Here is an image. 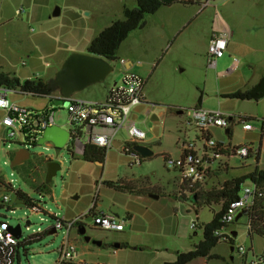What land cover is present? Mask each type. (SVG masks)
Returning <instances> with one entry per match:
<instances>
[{"label":"rangeland","instance_id":"1","mask_svg":"<svg viewBox=\"0 0 264 264\" xmlns=\"http://www.w3.org/2000/svg\"><path fill=\"white\" fill-rule=\"evenodd\" d=\"M39 3H46L51 14L55 8L63 9L61 15L50 19L53 21L50 27L54 30L49 35V43L53 49H37L38 52H46L39 62L50 63V69L54 72L52 76L55 75L61 62L71 53H88L85 43L90 32L110 24L111 21L123 19L124 5H132V2L127 0H41ZM15 7L18 8V6ZM217 14L222 15L230 25L233 34L229 39L230 45L238 49H264V0H211L204 9H201L198 3L179 0L170 5H163L156 13L149 14L146 17V25L133 30L121 44L118 56L134 62L140 60L151 63L153 66L144 91L151 102L149 106L156 111L154 113L139 112L134 116L137 126L146 131L147 138L144 144L153 151L150 157L144 158L142 164H134V157L121 151L122 142L129 139L126 129L121 128L116 134L112 148L107 151V157L102 165L85 161L82 154L72 153L68 146L61 150L59 156H56L54 147L47 148L48 145L44 144L30 147L31 158L11 168L12 156L20 146L14 141H5V132L0 130V195L10 194V206L15 210V212L8 210L7 205L1 207L0 218L6 219L13 227L20 225L22 229L20 241L23 244L20 248V263L17 260L16 264H53L57 260L64 232L63 230L58 231L57 234L51 232V227L56 220L54 214L66 221L87 214L82 216L80 223L92 239L106 243L125 240L130 232L128 219L124 231H107L97 227L89 213L93 203L96 202L95 210L102 208L112 210L119 214L116 216L120 219L126 217V214H123L124 208L127 207L123 201V193L130 192H119L104 184L103 193L100 194L102 182L150 179L154 183L156 178L166 181L172 177L175 181L177 174L168 170L161 155L164 152L174 157L180 154L177 143L178 136L181 138L182 134L177 128L185 130L187 113L189 109H192L189 106L196 102L201 93L204 97V108L221 111L228 118L233 117V120L229 122L232 128L231 135L226 133V129L215 127L211 129L212 136L226 144L252 145L254 151V155L248 158L238 156L224 158L229 164L228 168L222 169V175L214 174L206 182L205 188L217 187L226 179L246 176L253 172L257 165L264 168V138L260 132L264 120V96L245 100L223 96L227 92L240 89L253 91L257 83L245 85V82L254 73L257 76L262 72L264 52L254 50L251 56L254 65H248L242 61L238 71L234 70L231 73L220 74L228 67L232 56L231 58L230 56L228 58V55L221 57L216 68L205 66V50L208 48L209 35ZM23 15H26V12L19 18L17 13L14 18L18 20ZM43 29L41 24L31 22L24 26V33L38 32ZM7 37L0 35V66H4L7 62L9 65L12 64L11 58L14 57V63L24 67L29 57L22 49H16L18 40L7 39ZM68 46L71 49H64ZM78 46H82L81 49H77ZM31 50L35 51V49ZM112 64L115 66V71L104 82L89 86L75 96L84 100L103 99L122 70L120 62H112ZM46 102H48L46 97L30 95L23 104L39 109ZM178 104L183 105L184 113L176 120L171 111ZM59 107L56 124L70 130L67 109L62 105ZM162 109L167 112L160 113ZM153 114L157 115V121L152 118ZM4 115L0 109V120ZM241 119H246L258 129L244 130ZM153 133L157 134V138L151 142ZM50 157L58 162L60 169L48 183V189L38 191V186L47 183L49 163L47 159ZM11 179L15 188L21 189L34 200L41 201L47 213L34 212L30 206L19 202L17 195L5 188V182ZM172 183L171 188L167 187L168 190L176 189L177 186ZM246 187H252L250 178H246L242 183L241 196ZM119 197L123 198L119 199ZM181 198L185 200L183 196ZM188 204H190L189 201H182V206H179L175 202L174 214L168 218V220H174L173 228H179L180 233L187 235V251L191 250L193 244L203 237V227H197L196 230L190 227L192 219L195 218V211L190 210ZM133 206L135 211V203ZM198 210L199 222L207 223L212 220L214 213L209 206H201ZM27 220L31 221L29 229H26ZM246 223L247 216L244 215L230 225L232 230L238 232L234 238L235 241L231 244L229 241L222 240L213 249V253L221 257L206 258L207 264H251L256 256L264 255V237L257 234L250 236ZM79 226L76 225L70 233L72 240L78 246V252L84 250L83 245L87 243L98 249L93 242H86L79 234ZM195 232L197 234H194ZM32 235L35 237L38 235L39 239L25 243V240ZM74 236L79 237L78 242L74 240ZM190 243H192L191 246ZM231 246L234 247L233 251ZM241 246L245 247L246 253L240 252ZM100 251L111 254L104 259L111 264H148L154 261L153 255L149 252H141L144 254L137 258L130 256L135 252L127 250V257L119 256L115 259L111 248L109 250L102 248ZM191 264H198V261L194 259Z\"/></svg>","mask_w":264,"mask_h":264},{"label":"built area","instance_id":"2","mask_svg":"<svg viewBox=\"0 0 264 264\" xmlns=\"http://www.w3.org/2000/svg\"><path fill=\"white\" fill-rule=\"evenodd\" d=\"M183 1L198 3L201 9L206 8L211 2V0ZM24 11V7H21L17 10V13L20 15ZM229 38L230 34L227 32H216L212 35L207 53L208 67L216 68L218 60L225 55ZM118 62L122 64V70L109 87L105 100L88 101L73 96L69 99L70 103L67 106H63L67 109V120L71 125L70 147L74 152H84L89 145L98 146L108 151L113 146L117 132L121 128H125L129 139L121 151L127 155H132L134 164L141 163L142 156L135 150V146L145 145L147 134L146 131L137 126L136 121L131 117V111L134 106L144 101L146 79L140 73L126 67L125 59H121ZM138 64H142V61H138ZM234 70H236V67L231 66L224 73H231ZM16 92L18 91L0 87V108L7 111L3 119V124L8 128L4 140L14 141L19 146L30 149V147H34L37 144L40 137L49 127L56 125V114L60 107L52 103L43 109L28 107L11 98V93ZM57 97L60 96L54 94L49 99L53 101ZM241 120L243 121L244 130L252 131L258 129L246 119ZM229 122L230 118L221 111L210 110L200 106L189 109L185 120L187 129L184 132V137L179 141L181 153L176 157L166 154L162 155L166 167L178 174L180 189L181 187H193L197 183H206L214 174L216 175L217 171L228 167L229 164L224 158L234 156L248 158L254 153L252 145L243 143L239 145L226 144L212 136V128H222L227 131ZM260 132L264 138V120L262 121ZM47 145V148L51 146L48 143ZM4 185L5 188L15 195L21 190L15 188L12 179L9 182H5ZM184 193L188 192L185 191ZM257 195L258 190L252 184V187H246L243 195H240L238 199L229 205L227 212L222 218V221L228 227L223 226L216 231V234L221 236L222 240L230 241L234 238L230 225L237 220L239 213L248 215L247 212L252 210L255 205ZM31 199L33 204L29 206L32 211L47 213L41 201L38 202L33 198ZM17 200L24 203L20 199ZM0 202L7 205L6 208L8 210L15 212L10 206V194L0 195ZM94 208L95 204L89 213H91L94 224L97 227L116 232H121L125 229L124 219H120L115 214L96 213ZM54 216L56 220L51 230L54 229L56 234L58 231L63 230L64 236L58 249L59 256L53 264L74 262L78 257V252L77 245L72 240L70 233L76 225H79L83 217L80 216L74 220L66 221L64 218L57 217L56 214ZM250 221L248 215V228ZM30 225L31 223L29 225L26 224V229H29ZM191 228H197L196 218L192 219ZM22 244L23 242L20 241V238L15 235L13 226L6 219L0 218V264H16L17 255L20 254ZM239 250L243 254L246 253L244 246H241ZM251 264H264V255L256 256Z\"/></svg>","mask_w":264,"mask_h":264},{"label":"crops","instance_id":"3","mask_svg":"<svg viewBox=\"0 0 264 264\" xmlns=\"http://www.w3.org/2000/svg\"><path fill=\"white\" fill-rule=\"evenodd\" d=\"M40 1L41 0H18L17 2V0H12V1L11 0H0V8H1L0 35H4V37L8 36L7 39L12 38V40H18V47L16 49H22L23 52H25L27 56L29 57L24 67L18 66L17 63H14L13 61L14 57L11 58L12 64L9 65L7 62L4 64V66H0V67H2V69L5 71L15 73L22 80H25L28 78H35V77H40L45 80H49L51 77H53L52 73H54L50 69L51 66L49 62H44V63L39 62V60H41L43 57L42 55L44 53L46 54V52L44 53L38 52L37 49H53L52 45H50L49 43V35L54 30V28L50 27L53 22V21H50V19L53 17L51 14V11L46 3L40 4L39 3ZM127 2H132V5L129 7L132 8L133 6H135L134 0H127ZM15 6H18V8ZM19 7L20 8L24 7L25 9L24 12H26V15H23L21 19L16 20L14 17L15 15H17V10L20 9ZM54 11L55 12L59 11V15L63 13L62 12L63 9H60V8H55ZM122 12L124 14V7H123ZM23 13H21L20 15L18 14V18ZM31 22L41 24V26L44 29L38 32L36 31L33 32L32 30L33 33H28V34L24 33L25 32L24 26L29 25ZM112 23L113 21H111L110 24H107V25L109 26ZM107 25L104 27L102 26L101 28L93 31L92 33L90 32V36L87 39V42L85 43L87 49L91 41L99 34L101 30L107 27ZM3 26L5 27L4 29H3ZM216 32H227L230 34V38L233 36L230 30L229 23L220 14L216 15L214 26L212 27L211 33L209 35L208 44L210 43L212 35ZM230 44H231V40L228 42V48L225 52L224 57L228 55V58L229 56L231 58L232 56V60L230 59L229 61L230 63L227 65L228 67L225 70H222L220 72L221 74L227 71L231 66H235L236 70L238 71V69L241 66L242 61L245 64L254 65L253 64L254 62L251 59V56L254 50L256 51L263 50L264 52V49H238L237 47L230 45ZM78 47L79 48L77 49H81L80 47L82 46H78ZM31 49H35L36 52ZM64 49H71V48L68 46L67 48H64ZM20 52L21 51H19V53ZM207 53H208V48L205 50V55H204L205 66L208 67ZM121 59L126 60V65H125L126 67L131 68L132 70L140 73L146 79V84H147V81L153 69V66L151 63L142 62V64H138V61L140 60L134 62L124 57H120V60ZM63 62H61V65ZM262 63H263L262 72L258 74L257 76H255V73H254L253 76L250 77L249 80H247V82H245V85H248V84L255 85L256 83L260 81V79L264 75V58H263ZM231 92H234V91H231ZM231 92H227V93H231ZM56 95H60V94L57 93ZM10 96L11 98L13 96L12 99L17 100L21 104H23L24 101L28 100L30 95L20 94L16 92V93H11ZM74 97L78 98L75 95ZM106 97H107V94L105 95L103 99H96V100L94 99V100H88V101H103L106 99ZM78 99H81V98H78ZM46 100H48V102H46V104H44L39 109L46 108L52 103V101L49 98H46ZM149 101L150 100H148L147 94L144 91V101L133 107L131 111V117L134 119V116L139 112L154 113L156 110L149 106L151 104V102ZM203 101H204V97H203V93H201L199 97L197 98L196 102L193 103L191 106H189V108L190 107L193 108L196 106H200L204 108ZM182 107L183 105L178 104L172 109L171 114L174 117V119L177 120L178 118H180L181 115H183L184 108L182 109ZM0 109L5 114L3 118L0 120V130L5 132V135H6L8 128L5 124H3V119L6 116L7 111H5L2 108ZM166 112H167L166 110H163V109L160 110V113L162 114H165ZM152 118L156 121L158 120V117L156 114H153ZM177 129L180 132V134H182L181 138H183L184 132L186 131L187 127L185 128V130H183L182 128H177ZM151 137L152 138H150V141L154 142V139L157 138V134L153 133ZM181 138L180 136H178V143H177L178 147H179V141ZM127 141L128 140L122 142L121 149L126 144ZM48 144H50L53 147L51 143H48ZM75 152L80 153V154L83 153V152H78V151H75ZM164 154L171 155L166 152L162 153V155ZM49 159L52 160L53 158L50 157L47 159V161ZM104 162L96 161V163L100 165L104 164ZM139 164H142V162ZM170 171H173V170H170ZM173 178L174 177L171 178L172 180L168 179L166 181H162L161 179L156 178L154 183H152V181H150L149 179L148 180V188H149L148 191L142 192L139 194L123 193L124 198L119 197V199L123 198L125 205H127V207L124 208V212H123V214H126V217L124 218L125 226H126L127 219L129 220V225H130V230H129L130 232L127 235V238L125 240L123 239L122 242H114V243H120L121 244L120 247H115L114 243H106L102 241L101 245L95 244V246H97L98 249L93 247V245H90V243H87L86 245H83L84 250H81V252H78V246H77V252H78L77 260L78 261L75 260L72 263L85 262L89 264H111L109 262H105L104 260L105 257H110L111 254L109 253L104 254L103 251H100L102 250V248H105L108 250L111 248L115 259H117V257L119 256L127 257L128 253L126 252L127 250H129V251L135 252V253H131L130 256L137 257V258H140L145 252H149V254H152L154 257V261L148 264H166V263L174 262L176 260L178 251H181V250L187 251V248H186L187 235L185 233H180L179 228L178 229L173 228L174 220H168V218L169 217L171 218L174 214V208L176 207L175 202H177L179 206H182V201L186 202V200L181 198L183 195L179 187L178 174L175 176V181ZM128 181H133V179L128 180ZM108 183L109 182H102L101 184L102 187L100 188V194L101 192L103 193L105 185L110 186ZM171 183L172 185L177 186L176 189H173V190L167 189V187L171 188L170 187ZM110 188H113V187L110 186ZM132 202L135 203V209H136L135 211H133L134 206ZM93 204H95V208H96L97 206L96 202ZM190 204H188L189 209L190 210L194 209L193 202H190ZM95 208H94V212L96 213L105 212V213L119 215L118 213L112 210H107L103 208L100 210L99 209L95 210ZM244 215H246V213L242 214L240 217ZM198 216L200 217V214H198ZM246 216H247V223H248V215ZM195 218L197 219L196 213H195ZM193 230H196V229H193ZM231 231H233V236L235 238L238 235V232L235 231L234 229L233 230L231 229ZM194 234H197V232H195ZM74 240L78 242L79 237L74 236ZM103 243L107 245L102 246ZM122 243H128L130 246L123 247ZM108 244H112V246H109ZM191 244L192 243H190L189 245L191 246ZM231 250L232 251L234 250L233 246H231ZM141 252H144V253H141ZM231 259H233V257ZM196 260L198 261V264H207V259L205 257H199V258H196ZM193 262L194 260L187 264H191Z\"/></svg>","mask_w":264,"mask_h":264},{"label":"trees","instance_id":"4","mask_svg":"<svg viewBox=\"0 0 264 264\" xmlns=\"http://www.w3.org/2000/svg\"><path fill=\"white\" fill-rule=\"evenodd\" d=\"M135 7L131 8L128 5L124 6V18L114 21L111 25L105 27L99 32V34L91 41L88 46V53L102 56L110 62H117L120 60L118 51L123 41L128 38L129 34L138 28H143L146 25V17L149 14L156 13L163 5H170L179 0H134ZM183 1V0H182ZM184 2V1H183ZM0 87H7L18 91L20 94H28L34 97H46L54 95L55 92L49 87L48 80L40 77L28 78L25 80L20 79L15 73L2 70L0 68ZM224 97L237 98L241 100L252 99L250 91L237 90L231 93L223 95ZM233 117H230V121ZM228 134H232V128L229 126ZM69 150L74 153L73 149L68 146ZM259 151L257 156L259 159ZM252 153L250 156H253ZM14 156V155H13ZM12 156V157H13ZM107 156V150L98 146L89 145L82 153V158L87 162H104ZM249 156V157H250ZM150 157V156H149ZM144 156L141 160H144ZM52 161L51 159L48 162ZM228 168V167H227ZM225 168V169H227ZM222 169L216 172V175H220ZM222 175V174H221ZM250 178L252 184L258 190V195L255 200V205L252 210L247 214L250 218V225L248 228V234L250 236L257 234L264 237V168H260L258 165L256 169L246 176L234 177L226 179L223 183L217 187L210 189L205 188L206 183H197L193 187H181L180 191L186 201L193 202L194 211L197 215V227H203V237L201 240L193 244V248L189 251H178L176 260L172 263L166 264H187L199 257H205L207 259L220 258L221 256L213 253V249L222 241L221 236L216 234L221 227H228L222 221L224 214L227 212L229 205L240 197V190L242 183ZM111 187L120 192H130L139 194L149 190L148 179H142L139 181H109ZM37 189H48V183H43L38 186ZM187 191L188 193H184ZM18 199L22 200L26 205H32V199L29 195L22 190L17 192ZM209 206L214 216L211 221L207 223L199 222V208L201 206ZM5 205L0 202V208ZM81 225V223H79ZM37 237L31 236L25 243L32 242ZM234 238L229 243L233 244ZM107 244L103 243L102 246ZM112 246V244H108ZM123 247H129L128 243H122ZM20 254L17 255L19 263ZM68 264H89L85 262L68 263Z\"/></svg>","mask_w":264,"mask_h":264},{"label":"water","instance_id":"5","mask_svg":"<svg viewBox=\"0 0 264 264\" xmlns=\"http://www.w3.org/2000/svg\"><path fill=\"white\" fill-rule=\"evenodd\" d=\"M59 11L53 12L52 16H58ZM115 71V66L112 62L108 61L102 56L90 54V53H71L62 63L55 75L48 80L49 87L53 92L59 93L60 97L55 98L52 104L56 106H67L70 103V98L75 94L83 91L89 86L97 83H102L106 78ZM253 99H258L264 96V76L260 79L253 91L250 92ZM228 133V130L226 131ZM70 130L63 128L59 125L49 127L44 134L40 137L36 145H44L51 143L54 147L56 156H59L61 150L66 147L70 141ZM35 146V145H34ZM135 150L144 157L151 156L153 151L147 145H136ZM31 158V153L28 148L20 146V148L14 153L11 159L10 166L15 168ZM60 169V165L56 161H50L47 167L46 182L49 183L52 178L57 174ZM242 215L239 213L237 219ZM30 220L26 221L29 225ZM15 235L20 238L22 236V230L20 225L13 227ZM55 232L54 229L51 230ZM80 235L84 237L86 241H91L94 244L101 245L102 240L92 239L90 235L86 234V228L84 226L80 229ZM115 247H120V243H114Z\"/></svg>","mask_w":264,"mask_h":264},{"label":"flooded vegetation","instance_id":"6","mask_svg":"<svg viewBox=\"0 0 264 264\" xmlns=\"http://www.w3.org/2000/svg\"><path fill=\"white\" fill-rule=\"evenodd\" d=\"M70 145H71V144H70V142H69L67 146H70ZM81 227H82V225L79 226V234H80V229H81Z\"/></svg>","mask_w":264,"mask_h":264}]
</instances>
